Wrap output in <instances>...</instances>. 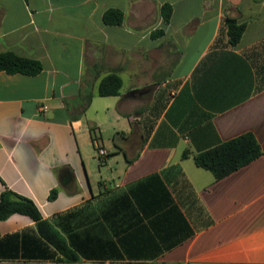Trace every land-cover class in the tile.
Instances as JSON below:
<instances>
[{
  "label": "crops",
  "instance_id": "obj_1",
  "mask_svg": "<svg viewBox=\"0 0 264 264\" xmlns=\"http://www.w3.org/2000/svg\"><path fill=\"white\" fill-rule=\"evenodd\" d=\"M224 14L247 24L235 46ZM5 50L43 69L0 71V194L32 198L80 264H264V0H0ZM112 71L122 87L100 96ZM248 132L251 162L220 179L195 163ZM0 264L62 263L14 213Z\"/></svg>",
  "mask_w": 264,
  "mask_h": 264
},
{
  "label": "trees",
  "instance_id": "obj_2",
  "mask_svg": "<svg viewBox=\"0 0 264 264\" xmlns=\"http://www.w3.org/2000/svg\"><path fill=\"white\" fill-rule=\"evenodd\" d=\"M161 10L164 21L168 22L172 12L171 5L165 3ZM123 20L124 13L118 8H108L103 13V21L106 24H122ZM246 26V22L239 21L237 17L224 14L220 29L226 32L228 44L235 46L240 42ZM162 32V30H158V33ZM218 43L217 41L216 44ZM42 69L43 64L38 59L22 56L11 50L0 52V71L33 75ZM122 83L119 73L112 71L101 78L97 92L100 96L117 95ZM91 97V95L87 97L88 103ZM92 137L95 139L93 131ZM261 154L262 149L257 139L248 132L198 152L194 160L198 166L211 171L216 179H220ZM183 155H188V150H185ZM56 193L57 190L53 189L50 198H54ZM14 213L26 214L35 221L39 234L58 251L59 261L62 264H80L81 258L78 252L70 245L67 238L43 217L36 202L32 198L18 194L6 187L0 194V219H6Z\"/></svg>",
  "mask_w": 264,
  "mask_h": 264
},
{
  "label": "rangeland",
  "instance_id": "obj_3",
  "mask_svg": "<svg viewBox=\"0 0 264 264\" xmlns=\"http://www.w3.org/2000/svg\"><path fill=\"white\" fill-rule=\"evenodd\" d=\"M174 55V54H173ZM254 59V62L256 64V67H257V71L259 73V76L262 78V80H264V54L259 58V57H253ZM171 64V58H169L166 62V64L164 65V69H169L170 68V65ZM140 83L143 84L142 82L143 81H147L146 80V77L145 76H141L140 77ZM156 89V86H154L152 88V91L153 92L154 90ZM156 109V107L154 108V106H151V112H153V110ZM142 132H144V129L142 130ZM104 137V140H105V136ZM107 137V136H106ZM106 142V141H105ZM106 145H108V142L106 143ZM110 145V144H109Z\"/></svg>",
  "mask_w": 264,
  "mask_h": 264
},
{
  "label": "built area",
  "instance_id": "obj_4",
  "mask_svg": "<svg viewBox=\"0 0 264 264\" xmlns=\"http://www.w3.org/2000/svg\"><path fill=\"white\" fill-rule=\"evenodd\" d=\"M105 154H106V151H105L104 149L100 148V149L98 150V155H100V156H104Z\"/></svg>",
  "mask_w": 264,
  "mask_h": 264
}]
</instances>
